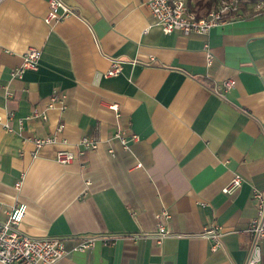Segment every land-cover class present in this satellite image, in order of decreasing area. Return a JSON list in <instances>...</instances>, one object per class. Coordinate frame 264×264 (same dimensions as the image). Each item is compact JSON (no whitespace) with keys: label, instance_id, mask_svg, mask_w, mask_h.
Returning a JSON list of instances; mask_svg holds the SVG:
<instances>
[{"label":"crops","instance_id":"obj_1","mask_svg":"<svg viewBox=\"0 0 264 264\" xmlns=\"http://www.w3.org/2000/svg\"><path fill=\"white\" fill-rule=\"evenodd\" d=\"M60 1L72 13L48 24V0H0V219L25 203L22 232L65 240L51 264H245L251 189L264 188V16L166 33L145 0ZM186 3L200 15L210 9ZM31 47L40 50L36 69L13 77ZM112 59L121 72L105 76ZM202 78L234 85L219 95ZM57 91L63 110L48 105ZM117 130L139 139L125 149ZM83 135L98 147L55 160L60 149L76 152ZM235 174L240 187L223 193ZM162 208L170 234L159 245ZM212 222L224 230L215 250L201 236ZM86 236L112 238L73 250Z\"/></svg>","mask_w":264,"mask_h":264},{"label":"built area","instance_id":"obj_2","mask_svg":"<svg viewBox=\"0 0 264 264\" xmlns=\"http://www.w3.org/2000/svg\"><path fill=\"white\" fill-rule=\"evenodd\" d=\"M156 23L161 26L164 32L169 33L178 30L183 34L190 32L206 33L212 27L227 23L232 20L245 19L250 16H264V0H220L214 7L206 11L205 14H198L196 10L189 7L186 0H145ZM72 10L60 0H48V8L44 16V21L48 24L58 21L69 14ZM206 64L210 65L213 55L204 44ZM40 58V50L31 47L22 53L21 63L11 71L13 77H20L26 69H36ZM122 60L112 59L109 68L105 71V76H114L121 72ZM234 85L232 78L223 79L220 83H212L210 88L217 94L223 93ZM9 93L8 91L6 92ZM66 95L61 91L53 92L49 97V106L54 103L59 105L61 110L66 108ZM115 109V105H109ZM1 121V117H0ZM7 129H9L8 125ZM60 130V127L57 129ZM113 136L120 142L123 148L129 149L130 143L139 139L138 134L130 133L125 135L123 131L117 130ZM56 135L36 137L33 143L36 148L44 143L54 142ZM99 139L94 136L83 135L77 142V151L60 149L55 153V160L66 164L77 155L94 150L98 147ZM112 153V150L109 149ZM35 151H33V155ZM137 162L135 166H140ZM20 180L16 181L15 187L18 189ZM242 178L235 174L229 182L222 188L226 194L234 193L241 185ZM251 198L254 203L256 214L250 219L247 232L251 237L248 258L245 264H257L262 256V240H264V188H252ZM26 204L18 202L14 204L7 217L0 219V262L5 264H51L66 254L65 240L56 236H31L19 229V223L25 215ZM170 214L165 208L156 212V230L154 238L157 244H161L163 239L170 234L166 228V220ZM224 233L222 225L212 222L203 227L201 236L208 239L210 248L215 250L222 245V235ZM101 238L104 243L112 238L111 236H86L80 237L73 250L81 252L88 251Z\"/></svg>","mask_w":264,"mask_h":264},{"label":"trees","instance_id":"obj_3","mask_svg":"<svg viewBox=\"0 0 264 264\" xmlns=\"http://www.w3.org/2000/svg\"><path fill=\"white\" fill-rule=\"evenodd\" d=\"M215 1L216 0H206V1H201V0H197V3H198V5H202V6H204L205 8H211L213 5H214V3H215ZM200 7V6H199ZM201 81L205 84V85H207L208 87H210L212 84L207 80V79H205V78H202L201 79Z\"/></svg>","mask_w":264,"mask_h":264}]
</instances>
